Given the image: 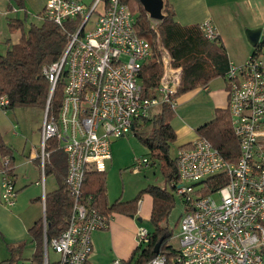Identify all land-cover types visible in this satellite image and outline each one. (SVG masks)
Wrapping results in <instances>:
<instances>
[{"label": "built area", "instance_id": "built-area-1", "mask_svg": "<svg viewBox=\"0 0 264 264\" xmlns=\"http://www.w3.org/2000/svg\"><path fill=\"white\" fill-rule=\"evenodd\" d=\"M100 3L104 6L97 11ZM107 3L108 7L105 0H95L90 6L81 0H47L43 11L44 19L67 31L69 43L60 59L44 68L51 92L36 158L44 184L51 158L47 143L52 138L59 140V148L68 161L65 181L74 199L66 230L50 241L44 238L43 264H89L92 235L106 229L111 216L99 209L93 195H83L87 173L107 171L112 137L133 132L135 125L149 119L163 102L177 105L171 96L180 85L181 69L172 67L170 57L172 72H168V79L161 80L157 96L144 97L140 73L152 55V46L138 36L127 5L120 0ZM77 17L83 19L78 29L67 30L66 20ZM201 28L207 38H217L210 21L203 22ZM162 61L165 66L164 58ZM166 71L165 66V74ZM225 79L239 155L235 161L227 160L206 137H197L189 146L177 149L179 178L171 187L182 198L184 210L173 264H264L262 47L255 46L243 64L230 63ZM60 81L62 107L58 114H50L51 100ZM8 103L6 96L1 97L0 108ZM135 163L132 171L138 173L150 160L138 157ZM0 172V202L14 206L18 195L14 177L6 170ZM220 174L226 175L227 182L207 191L206 181ZM216 194L219 199L214 197ZM137 237L138 247H144L150 240L149 229L140 225ZM49 249L58 254L56 261L50 259ZM167 263L166 255L157 254L147 264ZM112 264L123 263L116 259Z\"/></svg>", "mask_w": 264, "mask_h": 264}, {"label": "trees", "instance_id": "trees-1", "mask_svg": "<svg viewBox=\"0 0 264 264\" xmlns=\"http://www.w3.org/2000/svg\"><path fill=\"white\" fill-rule=\"evenodd\" d=\"M15 1L24 9L23 0ZM120 1L129 7L138 36L147 39L152 46V55L144 62L140 73L144 97H155L158 94L164 74L160 45L170 55L172 67L181 69L180 85L171 96V101L176 100L181 94L207 86L216 77L225 76L230 62L220 38L218 36L214 40L207 38L200 24H180L175 19V10L168 0H164L165 18L157 24L146 12L140 0ZM107 2L108 0H105V7H108ZM26 20V14L9 20L11 31L21 30L22 37L5 53H0V99L6 96L9 101L5 110L18 107L45 109L51 92V83L44 73V68L59 60L69 43L67 31L55 22L44 19L40 26L32 23L26 26ZM82 21V17L68 19L66 29L77 30ZM62 101L63 82L60 81L51 100L50 114H58ZM175 116L176 107L166 101L155 109L149 119L136 124L134 129L135 134L149 149L153 161H159L165 182L170 185L179 178L177 159L170 155L171 145L177 140L176 131L171 124ZM195 132L198 137L208 138L227 160L235 161L238 158L239 141L232 128L229 108H217L215 117L196 127ZM59 143L56 138L50 139L47 143L48 149L51 150V158L46 166V174L53 167L61 181L60 187L46 193V217L39 219L29 229L31 239L36 244L33 258L38 264H43L45 236L50 241L66 230L74 204L65 181L68 169L67 156L59 148ZM190 144L191 142L184 143L178 148ZM14 165V148L6 143L0 130V171L6 170L13 176ZM206 182L209 183L207 191H212L224 185L227 179L225 174H220ZM82 192L85 197L93 195L103 213L117 212L129 216L137 214L140 199L145 193L150 194L153 198L150 217L153 229H149L150 240L144 247H137L131 257L122 263L147 264L157 254H164L168 259L167 264H173L176 248L169 243L172 233L167 225L169 214L174 207L172 191L156 184H148L130 200L117 199L109 203L106 199V171H89ZM162 237L159 252L156 253L155 245ZM26 244L27 242L23 241L10 246L11 258L7 260L9 264H16L21 259Z\"/></svg>", "mask_w": 264, "mask_h": 264}, {"label": "crops", "instance_id": "crops-1", "mask_svg": "<svg viewBox=\"0 0 264 264\" xmlns=\"http://www.w3.org/2000/svg\"><path fill=\"white\" fill-rule=\"evenodd\" d=\"M168 1L173 6L175 19L180 24L201 25L205 21H210L217 36L226 48L230 63L243 64L253 52L255 46L248 40L247 29L260 28L261 38L264 37V0ZM23 3L24 9L20 8L15 0H0V53H5L9 47L18 43L22 37L21 30L11 31L8 23L10 19L20 18L26 14L27 19L32 24L40 26L44 22L43 11L47 0H23ZM259 45L264 51V44ZM223 78L224 88L211 90L209 83L205 87L184 93L190 94V100H194L198 97L200 90L203 89V91L209 92L208 100L203 98V100L200 99L201 101H197L198 103L193 105L195 112L190 115V118L195 122V127L212 120L215 117L217 108H229L227 82L225 76ZM220 94L224 95L225 102H227L226 106L219 104L221 100L217 97ZM39 109L43 112V109ZM40 114L39 117H41ZM42 123L43 121L38 124L37 139L39 141L41 139ZM0 130L3 134L1 128ZM197 137L198 135L195 138ZM195 138L182 142L179 146L191 142ZM32 145L33 147L28 152L25 149L23 150V157H15L13 177L18 188L16 204L7 206L0 202V229L5 232V238L13 244L27 242L18 264L21 261L22 264H38L33 258L36 244L31 239L29 229L45 215L44 197L46 193L58 189L61 184L53 167L44 177L43 184L39 161L36 158L39 146L34 140ZM48 177L50 178L49 184ZM145 194L146 198L143 199ZM145 194L140 199L136 215L129 216L113 212L110 214L109 226L93 233V252L89 258V264H112L116 259L126 261L131 257L133 251L138 247L137 233L141 225L138 219L144 216L151 217L153 198L150 194ZM106 199L108 200L107 197ZM108 202L113 203L114 201L108 200ZM55 254L56 257L53 261L58 259V254Z\"/></svg>", "mask_w": 264, "mask_h": 264}, {"label": "rangeland", "instance_id": "rangeland-1", "mask_svg": "<svg viewBox=\"0 0 264 264\" xmlns=\"http://www.w3.org/2000/svg\"><path fill=\"white\" fill-rule=\"evenodd\" d=\"M81 1L85 2L88 6L95 3V0ZM103 6L104 3H100L97 7V11L102 10ZM97 14L98 12L94 13L92 16V20L88 24L87 30L91 28ZM154 22L156 24L158 23V21ZM26 23V26L31 24L29 19L26 20ZM160 51L162 60L164 58L165 66L167 67L165 74V66L163 63L164 74L162 79L165 77L168 79V72H172L169 63L170 55L162 45H160ZM224 84V78L222 76L216 77L210 82V89L224 88ZM202 91L203 89L200 90L198 97L194 100H190V94L180 95L179 98H177L176 116L171 121L177 134V140L170 148V155L173 158L176 157L179 144L197 136L195 132L197 126L195 127V122L190 118V115L195 112L193 107L194 103H198L197 101H201L203 98H205L204 100H208L209 92ZM217 98H220L221 100L219 101L220 105L226 106L227 102H225L223 94H220V96L218 95ZM39 113H41V117H39ZM44 113L45 109H43L42 112V110L35 107H18L10 110L0 108V128L3 131L6 143L14 148L16 158H19L20 156L23 157L22 152L24 149L28 152L29 149L33 147V140L34 142H37L39 146L40 141L37 139L39 132L38 124L44 120ZM147 128L148 127H145V129ZM38 146L36 147L38 148ZM111 150L112 158L107 163L106 171V194L108 200L113 202L118 198H121L122 200L132 199L148 184H156L172 191L174 195V207L169 214L167 225L172 233L169 243L173 245V247L178 246L180 217L184 210V203L182 198L173 191L171 185L165 182L159 161H153L149 149L141 142L134 131L127 133L124 136L116 138L112 137ZM138 157H147L151 161L148 166H142L141 171L135 173L132 171V168L136 165L135 159ZM49 180L50 178L48 177V184L50 183ZM214 197L216 199L220 198L219 194L214 195ZM145 198L146 194L143 199ZM139 223L148 229H153L150 218L147 216H144ZM5 236V232L0 229V264H9L7 260L11 258L10 246L14 245L5 238ZM49 257L51 260L56 257V254L51 249H49ZM16 264H18V262ZM19 264H22V261L19 262Z\"/></svg>", "mask_w": 264, "mask_h": 264}, {"label": "water", "instance_id": "water-1", "mask_svg": "<svg viewBox=\"0 0 264 264\" xmlns=\"http://www.w3.org/2000/svg\"><path fill=\"white\" fill-rule=\"evenodd\" d=\"M144 6L146 12L150 15V17L155 21H162L165 18V14L163 13L164 0H140ZM246 34L250 43L254 46L259 44H264V37L261 38V29H247ZM171 86L172 83H169ZM179 87V85H178ZM134 129V127L132 128ZM142 221V218L138 219ZM163 241V237L157 242L155 245L154 251L156 253L159 252L161 243Z\"/></svg>", "mask_w": 264, "mask_h": 264}]
</instances>
